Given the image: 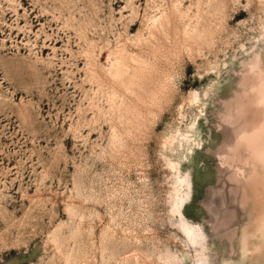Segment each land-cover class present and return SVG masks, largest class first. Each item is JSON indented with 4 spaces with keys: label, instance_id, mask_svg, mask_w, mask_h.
I'll list each match as a JSON object with an SVG mask.
<instances>
[{
    "label": "rangeland",
    "instance_id": "1",
    "mask_svg": "<svg viewBox=\"0 0 264 264\" xmlns=\"http://www.w3.org/2000/svg\"><path fill=\"white\" fill-rule=\"evenodd\" d=\"M197 255L264 264V0H0V264Z\"/></svg>",
    "mask_w": 264,
    "mask_h": 264
},
{
    "label": "bare ground",
    "instance_id": "2",
    "mask_svg": "<svg viewBox=\"0 0 264 264\" xmlns=\"http://www.w3.org/2000/svg\"><path fill=\"white\" fill-rule=\"evenodd\" d=\"M174 9L176 10L177 7H174ZM168 23H169L168 14L161 15L159 18H154V20L152 22L154 29L155 30H162L163 33H165L167 31L166 28L168 27ZM197 28H198L197 25H194L193 28L191 29V34H196L195 30ZM191 34H190V36H192ZM115 75H117V73ZM181 204H182V200L177 203L178 207H180ZM179 228H181L180 230L183 231V233L186 235V239L188 241L187 243H190V245L194 246V247L196 244H199L200 232L195 230V229H192L191 224L183 222ZM194 251L197 254L199 249H197L195 247ZM194 264H203V257L201 258L200 256L197 255V258H196V261Z\"/></svg>",
    "mask_w": 264,
    "mask_h": 264
}]
</instances>
